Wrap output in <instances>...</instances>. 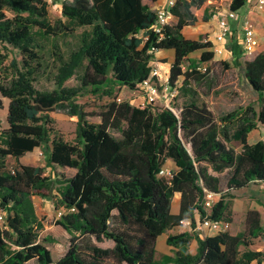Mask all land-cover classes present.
Listing matches in <instances>:
<instances>
[{
	"label": "trees",
	"instance_id": "1",
	"mask_svg": "<svg viewBox=\"0 0 264 264\" xmlns=\"http://www.w3.org/2000/svg\"><path fill=\"white\" fill-rule=\"evenodd\" d=\"M157 0H61L65 22L50 26L46 0H0V44L16 49L21 66L11 61L0 74V108L7 100L5 127L0 129V264H262L264 252L247 250L251 242L244 234L217 233L196 237V252L184 246L190 235L168 236L166 243L179 248L174 257L154 260L158 237L204 217V192L219 195L209 218L222 221L227 202L219 174L225 173L227 191L264 183V141L248 143V135L264 127V51L243 62V75L256 94L258 109L248 106L215 118L206 105L188 103L178 117L168 110L140 109L116 103L113 87L134 89L150 74L154 53L172 52L169 79L187 86L201 82L204 73L197 63L213 59L207 37L186 39L182 30L205 17L195 16L192 7L206 0H176L167 26L159 35L151 32L156 22ZM245 0H232L230 10L239 11ZM85 30L76 49L67 57L57 55L56 89L39 92L33 77L40 63L39 39L54 33ZM88 29V30H86ZM148 35L142 41L141 33ZM150 49L154 53H149ZM199 52V60L188 56ZM6 56H0V67ZM189 62L183 69V62ZM1 69V68H0ZM5 71V70H4ZM82 71L79 86L65 83ZM110 74V76H108ZM180 89V88H179ZM88 92L112 97L99 114L100 123H90L78 96ZM56 107L77 119V143L63 141L53 129L50 116ZM117 133L119 137L113 134ZM240 144L236 151L229 146ZM189 145V150L187 149ZM41 146L50 147L45 169L22 164L19 159ZM13 160L11 168L6 159ZM177 170L160 177L164 162ZM56 170H70L65 177ZM178 195V211L172 200ZM51 200L61 212L56 225L70 235L66 253L53 262L39 241L42 224L31 197ZM247 234L257 238L264 229L260 214H246ZM110 241L101 248L96 243ZM245 248L240 252L239 248Z\"/></svg>",
	"mask_w": 264,
	"mask_h": 264
},
{
	"label": "rangeland",
	"instance_id": "2",
	"mask_svg": "<svg viewBox=\"0 0 264 264\" xmlns=\"http://www.w3.org/2000/svg\"><path fill=\"white\" fill-rule=\"evenodd\" d=\"M48 3V21L49 25L55 26L59 21L64 23L65 19L61 16L60 2L61 0H46ZM191 1V0H184ZM208 1V2H207ZM253 3L254 0H249ZM225 3L220 1L216 4L214 0H206L199 7H192V12L195 16L205 17L206 21L201 23H195L184 29L183 36L186 39L198 40L201 37H207L208 40L213 41L214 32L216 26V20L213 17L214 10L216 8L224 6ZM246 6L242 7L238 12V15H242ZM240 17V16H239ZM248 18L257 26V18ZM240 20V18H239ZM84 28H77L73 33L65 35L62 33H54L51 35L41 36L39 44L41 49L39 51L40 63L36 67L35 75L33 77V87L39 92H51L56 89L54 76L59 66L57 55L67 57L68 53L76 49L79 43V37L84 31ZM88 30V29H86ZM259 34L262 39L261 50L264 49V27L259 29ZM240 25H236L233 28L232 36L225 43V52L221 56H213V59L206 63H197V66L201 67V73H204V79L201 82L190 81L187 86L181 85L179 81L180 89L179 95L175 101L174 107L176 111H179L183 105L188 103H196L197 105H206L207 108L213 113L215 118L233 112L245 109L248 106H253L258 109V100L255 93H253L246 83L243 75V62L250 57L244 56L241 50L240 44ZM141 36V35H140ZM162 51H158L160 55ZM156 54V53H155ZM154 54L153 60H161L167 62L169 56L164 54L160 59ZM0 56H6L2 66L0 67V74L4 76L7 74L6 69L10 62L15 61L17 66H21L22 57L19 52L7 45L0 44ZM200 53L196 52L188 56V60L198 61ZM185 59L183 62V69H186L188 61ZM205 69V70H204ZM5 70V71H4ZM82 71L65 83L67 88H76L79 86L78 78ZM110 76V74H108ZM113 95L121 96L122 99L127 100L129 92L126 88L115 85L113 87ZM113 100L112 97L103 96L100 94H94L88 92L78 96L75 103L80 105L82 110L87 114L86 120L90 123H100L99 114L104 110ZM7 100H2V107L0 108V129L5 127V115H6ZM50 116L53 119V129L55 133L65 142L70 144L77 143V119L74 116H70L64 108L56 107ZM115 137H119L117 133L113 134ZM264 141V127L258 128L252 131L248 135V142L254 143L256 141ZM229 146L236 151L240 150V144L232 141ZM189 150V145L186 146ZM49 146H41L36 148L32 153L26 154L19 159L24 165H30L33 167H41L45 169V174H51L50 168H48L47 161L49 157ZM7 166L11 168L13 160L6 159ZM165 171L173 173L175 172L174 164L171 160L164 162L162 167ZM57 173L70 177L72 171L70 170H56ZM221 180V190L225 195L227 202V214L223 220V231L230 233L244 234L247 239L250 240L251 246L247 250L264 252V233L257 238H251L247 234V222L246 214L249 210H256L260 214L261 226L264 229V183L251 184L248 188L241 190L227 191L225 187L226 177L225 173L218 175ZM220 196L214 198V203L219 200ZM179 197L175 196L172 200V213H177ZM31 202L34 206L35 213L42 224V230L39 232V241L49 250L53 262L60 259L67 251L70 245V235L64 231L61 227L56 225V218L58 214L53 209L51 200L42 199L40 197H31ZM196 219H199V215L196 214ZM0 224H3L0 223ZM189 226H179L171 230L166 231L159 237L160 243L157 246V252L154 260L160 263L162 257L169 255L174 257L175 252L179 248L170 247L166 243L168 236L177 235L183 232H188L190 235L189 242L184 248L189 252L195 251L196 237L204 238V234H196L189 231ZM206 236L209 234L206 233ZM98 247L110 248L113 243L110 241H103L96 243ZM240 252L245 248L240 247ZM29 264H34L33 262ZM105 264H115L112 261H106ZM252 264H256L253 262ZM264 264V261L262 262Z\"/></svg>",
	"mask_w": 264,
	"mask_h": 264
},
{
	"label": "built area",
	"instance_id": "3",
	"mask_svg": "<svg viewBox=\"0 0 264 264\" xmlns=\"http://www.w3.org/2000/svg\"><path fill=\"white\" fill-rule=\"evenodd\" d=\"M225 3L224 6L216 8L214 10L213 17L215 18L216 26L214 32V39L210 41L212 43L213 56H221L225 52V43L229 40L233 33V28L236 25H240V44L241 50L244 56L250 57L255 53L260 52V42L256 33V28L254 23L248 19L244 18L242 21L239 20L238 11L230 10V4L232 0H221ZM176 0H163L162 3L155 8L156 22L152 27L151 32L159 35V39L162 38L161 32L165 26H167L168 21L171 16V9L175 5ZM253 8L256 12L264 13V0H254L252 3ZM141 38L143 42L148 40V35L145 32L141 33ZM149 53H154L153 49H150ZM155 54V53H154ZM150 74L142 82L137 84L134 89H128L129 97L127 100L122 99L121 96H115L116 103H127L128 105L140 109H159L168 110L178 117L179 111L175 110L174 104L179 95V83L170 84L169 70L170 64L162 63L159 61L152 60L150 62ZM197 71L201 72V67L197 66ZM205 70V69H204ZM171 173L165 171L161 168L159 172L160 177L168 178ZM219 195L212 194L210 192H204V202L203 208L206 211L204 217H199L196 219L195 224L192 226L190 220H184L181 222L183 226H189V231L196 234L206 233L212 236L217 233L227 232L223 231L222 226L224 225L222 221H216L209 218V214L213 207L214 198ZM58 217L61 212H58ZM4 221L3 216L0 214V223Z\"/></svg>",
	"mask_w": 264,
	"mask_h": 264
},
{
	"label": "crops",
	"instance_id": "4",
	"mask_svg": "<svg viewBox=\"0 0 264 264\" xmlns=\"http://www.w3.org/2000/svg\"><path fill=\"white\" fill-rule=\"evenodd\" d=\"M162 1L163 0H157L156 1V3H155V8L156 7H158L161 3H162ZM220 1L221 0H214V2L216 3V4H218V3H220ZM206 2V1H205ZM204 2V3H205ZM208 2V1H207ZM244 6H246V9H245V11L243 12V14L242 15H239L240 17V21H242V19H244V18H248V16L249 17H256L257 18V22L256 23H258L257 24V26L255 25V28H256V33H257V36H258V39H259V42H260V52H263L264 51V49H262L261 50V47H262V39H261V37H260V34H259V29H261L262 27H264V13H259V12H256L255 10H254V8H253V5H252V3L251 2H249V0H245V5ZM243 6V7H244ZM238 14H239V12H238ZM249 19V18H248ZM189 27V26H188ZM186 28V27H185ZM184 28V29H185ZM184 29L182 30V34L184 33ZM262 35H264V34H262ZM164 54H166V55H168L169 56V59L170 60H168L167 62H163V61H161V60H156V61H159V62H162V63H166V64H171V62H172V52L171 51H169V50H162V52H161V54L160 55H158L157 54V52H156V54H155V56L156 57H158L159 59L162 57V56H164ZM258 128H263V126H258ZM257 128V129H258ZM256 129V130H257ZM247 141H248V138H247ZM249 143V142H248ZM32 153V152H31ZM29 154V153H28ZM174 169H175V171L177 170V168L175 167V165H174ZM176 196H178V195H176ZM179 197V196H178ZM178 211V210H177ZM175 214V213H174ZM161 237V236H160ZM160 241V239H159V237H158V239H157V242H156V247H155V250H156V252H157V246H158V244L160 243L159 242ZM196 247H197V245H196ZM196 247H195V251H193V252H191V254H194L195 252H196ZM156 254V253H155ZM253 263V262H252ZM251 263V264H252ZM256 263V262H255ZM257 264V263H256Z\"/></svg>",
	"mask_w": 264,
	"mask_h": 264
}]
</instances>
